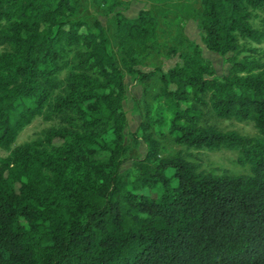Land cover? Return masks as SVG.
<instances>
[{
	"label": "trees",
	"instance_id": "1",
	"mask_svg": "<svg viewBox=\"0 0 264 264\" xmlns=\"http://www.w3.org/2000/svg\"><path fill=\"white\" fill-rule=\"evenodd\" d=\"M201 6L202 41L229 65L222 76L198 48L166 71L139 69L132 47L156 30L147 10L118 18L121 68L101 22L76 19L72 0H0V152L35 119L52 123L0 160V264H264V0ZM124 70L159 82L177 145L237 151L249 173L162 157L148 121L126 181ZM213 118L250 123L256 136Z\"/></svg>",
	"mask_w": 264,
	"mask_h": 264
},
{
	"label": "rangeland",
	"instance_id": "2",
	"mask_svg": "<svg viewBox=\"0 0 264 264\" xmlns=\"http://www.w3.org/2000/svg\"><path fill=\"white\" fill-rule=\"evenodd\" d=\"M56 4L59 0H51ZM76 9V19H81L88 26L100 21L109 38L108 50L123 68L125 51L117 38V21L119 16L134 20L142 10L149 11L156 20L154 36L145 44L134 45V56L139 62V69L149 72L156 68L164 71L179 62L180 54H190L198 48L202 57L208 61L217 76L227 73L229 65L217 53L210 52L205 47L201 28V0H72ZM261 50L264 62V45L257 46ZM175 50L176 54L170 50ZM3 48L0 46V51ZM125 99L123 109L127 116V126L124 131V145L121 174L126 181L131 182L137 175L134 164L144 157L146 145L142 139L140 125L151 122L153 134L161 145V156L171 157L182 152L189 162L194 163L199 171L216 175L248 174L249 169L238 163V152L228 149L209 151L207 149H187L177 145L168 135L169 116L164 110V102L159 97V82L154 79L142 83L129 76L124 70ZM162 122L159 124V120ZM210 123L222 131L235 130L243 135L254 137L256 130L250 123L236 120L211 119ZM52 127V123L43 118H37L26 127L17 138L11 150L43 138L44 133ZM10 150V151H11ZM10 151H1L0 160L7 157Z\"/></svg>",
	"mask_w": 264,
	"mask_h": 264
}]
</instances>
